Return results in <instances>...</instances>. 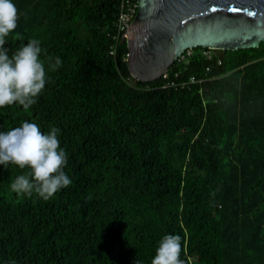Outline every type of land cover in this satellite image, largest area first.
Here are the masks:
<instances>
[{
  "label": "trees",
  "instance_id": "16d2710c",
  "mask_svg": "<svg viewBox=\"0 0 264 264\" xmlns=\"http://www.w3.org/2000/svg\"><path fill=\"white\" fill-rule=\"evenodd\" d=\"M120 2L13 0L5 47L38 39L48 81L28 111L0 108V132L60 129L72 183L47 201L17 195L28 169L0 165V264H151L166 234L184 264H264V40L184 50L167 69L182 86L140 82Z\"/></svg>",
  "mask_w": 264,
  "mask_h": 264
},
{
  "label": "clouds",
  "instance_id": "9594fccd",
  "mask_svg": "<svg viewBox=\"0 0 264 264\" xmlns=\"http://www.w3.org/2000/svg\"><path fill=\"white\" fill-rule=\"evenodd\" d=\"M18 9L13 0H0V108L19 104L28 111L37 102L48 81L45 63L41 60V42L29 39L27 44L9 55L5 47L7 37L18 26ZM49 68L58 69L59 57H49ZM60 129L52 127L44 133L38 124L24 121L19 127L0 132V165L9 164L28 169L10 184L17 195L32 196L34 193L47 201L72 181L64 171L68 156L60 146ZM182 238L178 234L162 237L151 264H184L181 259ZM134 264H143L139 259Z\"/></svg>",
  "mask_w": 264,
  "mask_h": 264
},
{
  "label": "water",
  "instance_id": "95a60500",
  "mask_svg": "<svg viewBox=\"0 0 264 264\" xmlns=\"http://www.w3.org/2000/svg\"><path fill=\"white\" fill-rule=\"evenodd\" d=\"M136 2L121 42L127 69L140 82L159 78L186 49H237L264 40V0Z\"/></svg>",
  "mask_w": 264,
  "mask_h": 264
},
{
  "label": "built area",
  "instance_id": "2783aa9c",
  "mask_svg": "<svg viewBox=\"0 0 264 264\" xmlns=\"http://www.w3.org/2000/svg\"><path fill=\"white\" fill-rule=\"evenodd\" d=\"M136 10H137V2H135V0H121L120 6H119V15L117 19V26H116L118 33L123 31L121 36H124L127 24H129L130 21L133 19L136 13ZM177 75L178 74L174 72L173 77L176 78ZM159 78H162V82L164 81L162 86H170V85H175V84H179L182 86L185 84L184 82H178V81L176 82L174 81V79L169 80L167 71H165Z\"/></svg>",
  "mask_w": 264,
  "mask_h": 264
},
{
  "label": "rangeland",
  "instance_id": "374dc122",
  "mask_svg": "<svg viewBox=\"0 0 264 264\" xmlns=\"http://www.w3.org/2000/svg\"><path fill=\"white\" fill-rule=\"evenodd\" d=\"M207 54H212L213 53V51L212 50H210L209 52H206Z\"/></svg>",
  "mask_w": 264,
  "mask_h": 264
},
{
  "label": "bare ground",
  "instance_id": "6f19581e",
  "mask_svg": "<svg viewBox=\"0 0 264 264\" xmlns=\"http://www.w3.org/2000/svg\"><path fill=\"white\" fill-rule=\"evenodd\" d=\"M227 240V239H226Z\"/></svg>",
  "mask_w": 264,
  "mask_h": 264
}]
</instances>
